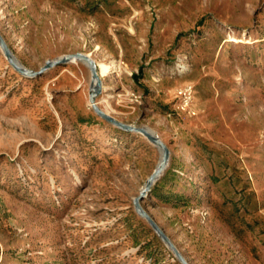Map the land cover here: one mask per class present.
<instances>
[{
  "label": "rangeland",
  "instance_id": "1",
  "mask_svg": "<svg viewBox=\"0 0 264 264\" xmlns=\"http://www.w3.org/2000/svg\"><path fill=\"white\" fill-rule=\"evenodd\" d=\"M0 37L110 66L95 106L166 146L138 205L187 264H264V0H0ZM91 82L0 46V264H181L134 205L159 149Z\"/></svg>",
  "mask_w": 264,
  "mask_h": 264
},
{
  "label": "water",
  "instance_id": "2",
  "mask_svg": "<svg viewBox=\"0 0 264 264\" xmlns=\"http://www.w3.org/2000/svg\"><path fill=\"white\" fill-rule=\"evenodd\" d=\"M0 46L2 48V51L4 55L6 56L8 62L10 65L19 73L29 76V77H35L39 74H41L44 70L57 66L59 64H63L72 60L75 61H80L83 62L87 65V67L90 69L92 79H95V85L94 87H91L90 92H89V102L92 104L94 111L103 119L111 122L113 125L125 129L131 132H139L142 133L149 141H151L153 144H155L157 147L161 149V157L159 160V163L153 170L152 174L149 176L147 179L143 189L140 191V195L138 198L134 200V205L141 217H143L156 231V233L164 240L166 245L169 247V249L174 253V255L177 257V259L181 262V264H187L185 259L180 255V253L177 251L175 246L170 242V240L167 238V236L163 233V231L155 224V222L145 213L143 212L138 205V201L143 198V196L150 190V187L152 184L160 177L161 173L165 169L166 163H167V157H168V150L166 146L153 134L150 133V130L148 128H135V127H130L124 124H121L115 120H113L110 116L106 115L103 113L101 110H99L94 103L95 96L99 92V77L96 72V66L93 60H91L88 56L77 53V54H72V55H66L63 57H60L58 59L52 60L50 62H47L42 69H40L39 72H30L25 70L17 61V59L10 53V51L7 49L6 45L3 43L1 37H0Z\"/></svg>",
  "mask_w": 264,
  "mask_h": 264
},
{
  "label": "bare ground",
  "instance_id": "3",
  "mask_svg": "<svg viewBox=\"0 0 264 264\" xmlns=\"http://www.w3.org/2000/svg\"><path fill=\"white\" fill-rule=\"evenodd\" d=\"M229 41H232V42H235V43H241V42H246V43H248L249 42V40L247 41V40H245V39H242V38H232V37H230V40ZM73 61H75V60H73ZM85 64V63H84ZM86 65V64H85ZM116 68V67H115ZM109 70H110V66L108 65V64H105V63H98V77H104V76H106L108 73H109ZM95 79H92V87H94V85H95ZM106 103V102H105ZM108 111L106 110V113H107ZM150 133L151 134H153L154 136H156L155 135V133L153 132V131H151L150 130ZM157 147V146H156ZM158 149H159V152H160V157H161V149L159 148V147H157Z\"/></svg>",
  "mask_w": 264,
  "mask_h": 264
}]
</instances>
